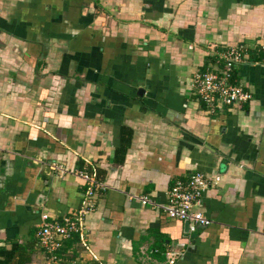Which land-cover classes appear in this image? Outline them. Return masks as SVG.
Masks as SVG:
<instances>
[{
	"label": "crops",
	"instance_id": "1",
	"mask_svg": "<svg viewBox=\"0 0 264 264\" xmlns=\"http://www.w3.org/2000/svg\"><path fill=\"white\" fill-rule=\"evenodd\" d=\"M238 44L252 98L211 112L193 76ZM261 44L264 0H0V264H264ZM52 162L107 184L57 262L40 215L75 214L86 186ZM195 170L221 180L189 231L143 197Z\"/></svg>",
	"mask_w": 264,
	"mask_h": 264
},
{
	"label": "built area",
	"instance_id": "2",
	"mask_svg": "<svg viewBox=\"0 0 264 264\" xmlns=\"http://www.w3.org/2000/svg\"><path fill=\"white\" fill-rule=\"evenodd\" d=\"M259 46L264 49V44ZM247 48L244 44L227 47L221 54L222 66L195 72L192 79L194 91L211 112L237 106L252 98V93L232 78L234 66L248 60ZM51 166L61 175L70 173L82 179L86 186L82 204L75 214L63 215L59 218L51 217L47 212L40 215L38 243L44 248L47 260L57 262L60 260L57 251L62 247L63 241L84 231V216L95 209L97 192L106 189L107 184L84 169H68L55 162H52ZM220 180L219 174L207 175L195 170L188 179L177 180L167 190L164 202L157 203L146 196L143 199L170 218L188 221L189 231H194L198 226L208 225L211 222L199 208L201 197L208 187L216 186ZM164 254L168 263L173 264L180 251L167 248Z\"/></svg>",
	"mask_w": 264,
	"mask_h": 264
},
{
	"label": "trees",
	"instance_id": "3",
	"mask_svg": "<svg viewBox=\"0 0 264 264\" xmlns=\"http://www.w3.org/2000/svg\"><path fill=\"white\" fill-rule=\"evenodd\" d=\"M259 50H260V49H259ZM260 53H264V51H261ZM263 55H264V54H263ZM64 244H65L64 247L66 248V247H68V246L71 244V241H70V242H66V243L64 242ZM65 248H64V249H65ZM12 250H13V247L11 248L10 252H6V254H9V255H10V254L12 253V252H11ZM61 250H62V249L59 250V253H60V255H61V254L63 255V251L60 252ZM91 264H94V263H91Z\"/></svg>",
	"mask_w": 264,
	"mask_h": 264
},
{
	"label": "water",
	"instance_id": "4",
	"mask_svg": "<svg viewBox=\"0 0 264 264\" xmlns=\"http://www.w3.org/2000/svg\"><path fill=\"white\" fill-rule=\"evenodd\" d=\"M184 224H185V229L187 230V228H188V221L185 220Z\"/></svg>",
	"mask_w": 264,
	"mask_h": 264
}]
</instances>
